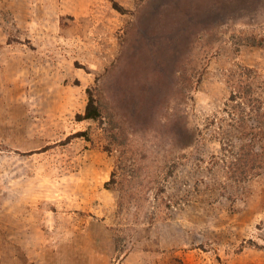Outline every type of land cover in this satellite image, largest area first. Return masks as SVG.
Segmentation results:
<instances>
[{
	"label": "rangeland",
	"instance_id": "rangeland-1",
	"mask_svg": "<svg viewBox=\"0 0 264 264\" xmlns=\"http://www.w3.org/2000/svg\"><path fill=\"white\" fill-rule=\"evenodd\" d=\"M252 35L264 0H0V264H264V167L227 168Z\"/></svg>",
	"mask_w": 264,
	"mask_h": 264
},
{
	"label": "trees",
	"instance_id": "trees-1",
	"mask_svg": "<svg viewBox=\"0 0 264 264\" xmlns=\"http://www.w3.org/2000/svg\"><path fill=\"white\" fill-rule=\"evenodd\" d=\"M115 5L118 9L120 8L117 3ZM262 41L256 35H252L249 44L264 48ZM249 71L251 69L242 66L239 72H231L230 78L236 80V84L233 86L230 101L226 103L225 108L231 118L237 119L235 125L239 128L240 139L243 141L235 158L227 163L229 174L232 173L235 178H250L259 175L264 167V146H262V150L258 149L260 139H264V99L254 96ZM239 100H242L241 102H244L249 108V118L246 117L245 113L239 114V105H237ZM231 107H235V109L233 110ZM102 116V105L98 102L94 90L88 88V102L85 111L77 114V119L80 121H98L102 119ZM250 121L256 122V125ZM80 136L90 137L88 131H80L69 136L64 142L68 143L72 138ZM112 181L108 182V185Z\"/></svg>",
	"mask_w": 264,
	"mask_h": 264
}]
</instances>
